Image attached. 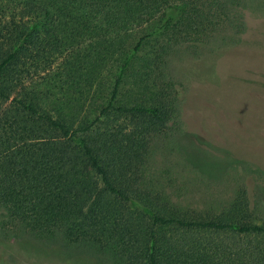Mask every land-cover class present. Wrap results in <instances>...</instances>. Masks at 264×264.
Wrapping results in <instances>:
<instances>
[{"label": "trees", "instance_id": "16d2710c", "mask_svg": "<svg viewBox=\"0 0 264 264\" xmlns=\"http://www.w3.org/2000/svg\"><path fill=\"white\" fill-rule=\"evenodd\" d=\"M244 0H0V232L103 264H264L246 197L203 207L148 177L177 62L235 44Z\"/></svg>", "mask_w": 264, "mask_h": 264}, {"label": "rangeland", "instance_id": "374dc122", "mask_svg": "<svg viewBox=\"0 0 264 264\" xmlns=\"http://www.w3.org/2000/svg\"><path fill=\"white\" fill-rule=\"evenodd\" d=\"M235 44L177 62L180 109L155 139L148 177L174 199L203 207L246 197L264 216V0H244ZM100 253L71 254L59 243L0 232V264H103Z\"/></svg>", "mask_w": 264, "mask_h": 264}]
</instances>
